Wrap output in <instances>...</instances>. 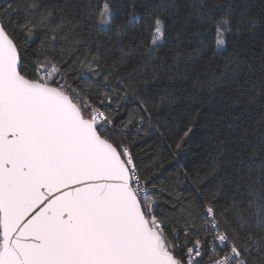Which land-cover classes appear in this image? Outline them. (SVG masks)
<instances>
[{
	"label": "snow or ice",
	"instance_id": "1",
	"mask_svg": "<svg viewBox=\"0 0 264 264\" xmlns=\"http://www.w3.org/2000/svg\"><path fill=\"white\" fill-rule=\"evenodd\" d=\"M132 7L116 23L113 0L71 9L0 0V264H264V162L207 189L183 167L160 180L164 165H145L134 152L148 132L165 141L154 113L175 97L166 88L155 103L150 86L167 78L175 90L189 75L187 66L180 72L179 52L167 67L152 56L168 28L164 6L143 17ZM233 12L200 14L217 48ZM132 24L144 38L142 63L151 65L139 78V64L121 71L126 57L109 63L91 38L90 26L121 34ZM241 70L229 59L206 85L194 80L192 91H214ZM253 88L250 102L264 96V80ZM192 131L190 120L168 145L173 159ZM185 181L192 190L181 196Z\"/></svg>",
	"mask_w": 264,
	"mask_h": 264
},
{
	"label": "trees",
	"instance_id": "2",
	"mask_svg": "<svg viewBox=\"0 0 264 264\" xmlns=\"http://www.w3.org/2000/svg\"><path fill=\"white\" fill-rule=\"evenodd\" d=\"M45 2L50 5L67 4L71 9L74 4L79 5L80 0ZM113 4L116 23L123 21L126 11H133V4L141 17L163 5L162 14L167 18L168 28L152 56L162 58L167 67L176 62L179 52L180 72L183 73L187 66L189 75L184 85L176 81L175 90L167 78L158 85L150 86L155 103H159L160 97L165 95L166 88L175 99L171 107L162 106L159 112L154 113L153 122H158L165 141L155 132H148L134 148V152L140 153L141 162L147 165L158 159L159 164L164 165L160 180L181 167L193 179L199 173L204 179L203 187L207 189H214L217 183L233 177L237 170L247 172L249 168L257 169L264 162V96L257 95L251 102L250 96L254 91L253 85L258 90L264 80V0H203V4L199 0H113ZM230 7L234 9V22L231 31L226 33L225 45L217 48L214 33L208 29L200 14L211 10L214 17H219ZM242 19L239 25L235 22ZM252 19L257 21L255 26L251 23ZM90 30L92 40L103 45L101 51L107 53L109 63L126 57L127 66H122L121 71H131L139 64L137 78L147 73L151 65L142 63L144 53L140 44L144 38L139 24L130 25L121 34H117L115 27L111 31L97 32L90 26ZM236 58L241 62L239 73H228L214 91L205 86L193 93L194 80L198 79L201 85H206L213 75L220 76L229 59ZM161 75L166 77V71ZM190 120L193 131L173 159L168 145L174 147ZM254 149L260 155H251ZM191 190L190 181L177 187L181 196L189 195ZM162 206L171 211L167 204L162 202Z\"/></svg>",
	"mask_w": 264,
	"mask_h": 264
}]
</instances>
